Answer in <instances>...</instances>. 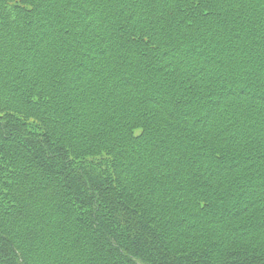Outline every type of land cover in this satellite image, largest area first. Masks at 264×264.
<instances>
[{
	"label": "trees",
	"instance_id": "obj_1",
	"mask_svg": "<svg viewBox=\"0 0 264 264\" xmlns=\"http://www.w3.org/2000/svg\"><path fill=\"white\" fill-rule=\"evenodd\" d=\"M0 264H264V0H0Z\"/></svg>",
	"mask_w": 264,
	"mask_h": 264
}]
</instances>
